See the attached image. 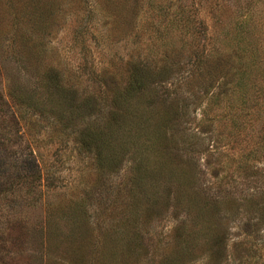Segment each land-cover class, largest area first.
<instances>
[{
    "label": "rangeland",
    "instance_id": "1",
    "mask_svg": "<svg viewBox=\"0 0 264 264\" xmlns=\"http://www.w3.org/2000/svg\"><path fill=\"white\" fill-rule=\"evenodd\" d=\"M182 263L264 264V0H0V264Z\"/></svg>",
    "mask_w": 264,
    "mask_h": 264
},
{
    "label": "trees",
    "instance_id": "2",
    "mask_svg": "<svg viewBox=\"0 0 264 264\" xmlns=\"http://www.w3.org/2000/svg\"><path fill=\"white\" fill-rule=\"evenodd\" d=\"M142 75L144 74V73H141ZM53 89H54V92L53 93H55V101H61V103H62V108L64 109H66V108H76L78 105L79 106H81V107H83V111L84 112H86L87 113V110H89L88 109V105H89V101H88V99H86L87 101H83V99L81 100V101H79V103L78 104H76L75 103V100H74V98H75V94H76V92L74 91V90H72V89H70V87H67V85H65L64 83H63V85H54L53 87H52ZM50 91V88H48V90H47V94L48 93H51V92H49ZM136 92H134L133 94H135ZM74 94V95H73ZM22 96H25V95H22ZM22 96H21V98H22ZM123 98H125L124 96H123ZM123 102V101H122ZM144 103H145V105L147 106V108L148 109H150V105L153 103V102H150L149 103V105H148V102H146V101H143ZM78 106V107H79ZM93 108V107H92ZM91 108V109H92ZM147 108L146 107H144V108H141V109H138V108H136L135 107V109L136 110H147ZM82 109V108H81ZM152 113H153V111H151ZM143 122H145V124H146V122H150V116H148L147 118H145V120L143 119ZM147 125V124H146ZM147 127H148V125H147ZM145 130H146V128H145ZM152 130H154L155 131V129H152ZM134 133H136V132H130V133H128L129 135H132V134H134ZM140 133H142V132H140ZM152 132L150 131V130H148L147 129V131H146V136L148 137V139H150L151 138V140L150 141H153V144H154V142H158V140H160L161 139V137H159L158 135H156L155 133L154 134H151ZM140 138V137H139ZM25 179H27L26 177H25ZM175 180L177 181V179H176V177H175ZM207 213V216L209 215V211L208 210H206V208L205 207H203V209H202V211L200 212V214L202 215L203 214V216H204V214H206ZM199 216L198 215H196L195 217H193L192 218V225H195V224H198V223H200V220H199V218H198ZM204 221H209V219H205ZM210 222V221H209ZM185 231H187V230H184V232ZM191 231H189V232H187V233H185L186 235H188L189 233H190ZM188 237V236H187ZM196 239H198L197 237H196ZM190 245H191V242H190ZM192 246V245H191ZM196 246V245H195ZM194 246V247H195ZM186 248H188V247H186ZM193 247H191V249H192ZM194 250V249H193ZM192 250V251H193ZM185 255L187 256V259H189V257H188V255L185 253ZM181 260V258L179 257V261ZM183 263H186V262H184L183 261ZM182 263V264H183Z\"/></svg>",
    "mask_w": 264,
    "mask_h": 264
}]
</instances>
